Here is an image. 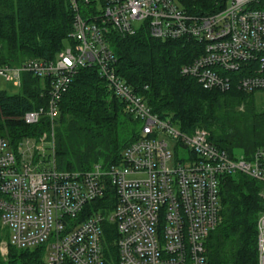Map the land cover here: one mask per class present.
<instances>
[{
    "label": "built area",
    "instance_id": "obj_1",
    "mask_svg": "<svg viewBox=\"0 0 264 264\" xmlns=\"http://www.w3.org/2000/svg\"><path fill=\"white\" fill-rule=\"evenodd\" d=\"M70 1L72 42L57 60L0 66V80L16 88L23 87L25 75L43 81L47 104L23 121L38 126L45 120L51 126L16 146L0 138V227L9 234L2 254L9 246L44 247L45 264H108L111 225L117 264H207V239L222 221L221 180L244 175L258 182L264 204V147L249 157L230 155L214 146L207 130L187 134L159 119L117 75L110 38L146 32L156 40L194 43L201 54L182 68L183 76L207 90H228L237 79L242 91H261L264 0H207V7L190 0ZM93 67L125 111L142 120L143 136L125 150L121 165L61 171L59 103L79 69ZM107 195L114 198L111 210ZM98 202L110 212L86 214ZM257 227L259 264H264V207Z\"/></svg>",
    "mask_w": 264,
    "mask_h": 264
},
{
    "label": "trees",
    "instance_id": "obj_2",
    "mask_svg": "<svg viewBox=\"0 0 264 264\" xmlns=\"http://www.w3.org/2000/svg\"><path fill=\"white\" fill-rule=\"evenodd\" d=\"M207 7V0H190ZM74 11L70 0H0V66H19L29 60L55 61L71 45ZM111 48L117 58V75L161 120H170L181 132L197 129L210 133V141L230 155L249 157L264 147V102L246 93L237 79L225 91L207 90L181 70L199 57L194 43L161 41L146 32L133 37L113 35ZM19 94L0 92V138L13 146L27 137H40L51 130L47 121L27 126L24 115L47 104L43 82L24 76ZM264 100V99H263ZM56 121V162L58 169L87 172L96 165L108 169L122 164L130 145L143 132L121 137L126 121L142 120L129 115L124 103L109 90L97 68H82L59 103ZM124 118V119H123ZM261 185L244 175L221 180V225L206 242L207 264H259L258 220L264 207ZM108 197V209L114 198ZM106 200V198L104 199ZM103 202L86 208V214L102 210ZM104 209L105 214L109 213ZM101 211V212H102ZM108 225V264H117V250ZM9 239L0 227V264H45L44 247L20 250L1 243Z\"/></svg>",
    "mask_w": 264,
    "mask_h": 264
},
{
    "label": "rangeland",
    "instance_id": "obj_3",
    "mask_svg": "<svg viewBox=\"0 0 264 264\" xmlns=\"http://www.w3.org/2000/svg\"><path fill=\"white\" fill-rule=\"evenodd\" d=\"M43 87H45L44 83H43ZM21 89L14 87V85L12 83H7L5 80H0V92H5L8 95H16V94L20 93ZM256 97H257L259 105H261V103L264 102V100H263L264 99V93L258 94ZM127 119L128 118L124 119L127 123L125 124L126 127L122 129L121 137H123V138L129 137V136H131V133L134 131L139 132V133L143 132V129H144V123L143 122L136 121V120H135V122L134 121H127ZM187 154L188 153L183 152L181 154V156L184 157V156H187ZM50 155H51L50 152H48L47 156L49 157ZM237 155L239 156V154H237ZM48 157H47V159H49L51 161L52 155L50 156V158H48Z\"/></svg>",
    "mask_w": 264,
    "mask_h": 264
}]
</instances>
